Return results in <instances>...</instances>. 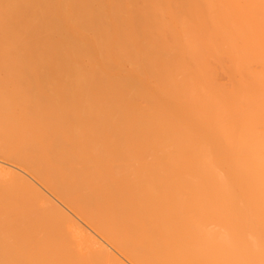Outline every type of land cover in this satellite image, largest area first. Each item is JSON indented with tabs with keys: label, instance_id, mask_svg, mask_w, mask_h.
<instances>
[{
	"label": "bare ground",
	"instance_id": "obj_1",
	"mask_svg": "<svg viewBox=\"0 0 264 264\" xmlns=\"http://www.w3.org/2000/svg\"><path fill=\"white\" fill-rule=\"evenodd\" d=\"M0 159L27 174L0 164V264H45L71 214L215 223L160 256L264 264V0H0Z\"/></svg>",
	"mask_w": 264,
	"mask_h": 264
},
{
	"label": "rangeland",
	"instance_id": "obj_2",
	"mask_svg": "<svg viewBox=\"0 0 264 264\" xmlns=\"http://www.w3.org/2000/svg\"><path fill=\"white\" fill-rule=\"evenodd\" d=\"M1 161H2V159H0V164L1 165L5 164L4 166L10 167L12 169H15L18 172H21V173H23L24 175L27 176V174L25 172H23L21 170V168H19L18 166L14 165V164L12 165L10 163L7 164V161H4V160L2 162ZM43 191L50 198H52L53 200L55 199L54 201H57V199L51 193H49L46 189L45 190L43 189ZM62 213L59 214V215L58 214H56V215L58 217H61V216L64 215ZM68 213L69 212H67V214ZM57 216H54V217L52 216V218H55ZM71 216L74 218V220H75V222H76V224L78 226L77 228H75V226L73 228H75L77 230H79L78 228H80V230H82V231L80 232V230H79V233H78L76 230H73L72 227H70V228L73 231L71 229L67 228V225L66 226H62L63 235L64 236L65 235L68 236V238H66L67 243L65 245H63L62 249H60L61 251H58V253L52 251V253L49 255L48 261L45 264H69L68 260L71 259V258H75V257H77L79 260H81L82 264H118V263H113V262L107 261L106 257L102 253V251H104L105 248L111 250L114 254H116V257L119 260L122 261L121 264H131L133 262H134L133 264H168V261H170V259H171V258L168 259L169 257H172V260L174 259V261L176 259L173 257L172 253L168 254V255L166 254L169 257L165 256L166 257L165 258V257H161V256H163V252L162 253L160 252L162 254L160 256V253H159L160 248H161L162 251L164 250V247H163V249L161 247L162 243H164L163 239H165V238L167 239V237L168 238L169 237H172V238L174 237L173 240H175V237H176L175 235H178V233L180 234V237H181L182 233L176 231L179 227H182V228H180L181 230L182 229H186V231H184V232L182 231L183 232L182 235H184V233H185V237L189 235L190 237L189 236L188 237L190 239H192L193 233H195L193 227H195L194 225H196V223H194V222L184 223V226H181L182 223L180 225H179V223H177L176 226L173 225V226H175V228H173V229L177 232V234L173 233L174 230H171V231L168 230V229H171L173 226L172 227L170 226L171 228L169 226H163V228L165 227L164 228V233H163V234H165V236H163L162 234L158 233V232H162L163 231L162 227H161L162 229H158L159 226L153 225V227H137L135 225V227H134V225L133 226L130 225L128 227L122 228L123 231L120 230L121 229L120 228L119 232L120 231H122V232H121V234L118 233L119 236H118L117 233H115L118 236V237H116L115 240L116 241H120V245H118L119 243L115 242V240L112 241V240H109L108 238H106L105 235H103L104 233H101L95 227L91 226L82 217L77 216V215L75 216L73 214H71ZM178 216H180V217L188 216L189 217V215H185V214L184 215L183 214L182 215H178ZM191 223H192V225H191ZM201 223H202V221H201ZM187 224H190V225H187ZM177 225H179V226H177ZM145 226H149V225H145ZM202 227L207 229V230H209V231H214V230L218 229L217 224H215V223H207L205 225L204 222L202 224H197L195 228L200 230V228H202ZM180 229H179V231H181ZM190 229L192 230L191 231L192 233L188 232V230H190ZM49 230H50L49 232H52V227L51 226H49ZM195 231H198V230H195ZM186 232H187V235H186ZM159 235H160V237H159ZM180 237L178 236V238H180ZM185 237L182 236L180 238V240H183L185 242L186 241ZM188 237H186V238H188ZM178 238H176V240H179ZM169 239H171V238H169ZM190 239L189 240L187 239L189 241V243H188L189 247L188 248H190V245H189L190 241H191ZM173 240L171 239V241L170 240L169 241L173 242ZM180 240H179V242H180ZM165 241H166V245H168L170 247V250L173 251L174 249L173 250L171 249V243L167 244V240H165ZM188 241H186V242H188ZM176 242H175V244H176ZM179 242L176 244V246H174L175 244L172 243L174 248L176 247L177 250L179 249L178 246H180ZM181 244L183 245L182 241H181ZM191 244L193 246V243H191ZM118 246H122V247H118ZM183 246H185V244ZM180 248L182 249V246H180ZM188 248L186 247L185 249H187V250L192 249L190 251H192L193 255H194L195 253H194L193 247L190 248V249H188ZM176 249H175V251H173L174 253L176 252ZM170 250L168 249V251H170ZM183 251L188 252V251L182 249V253H181V257L182 258L184 257L183 255H186V254H188L189 257L186 255V257H184L185 259L187 257L189 258V260H191L193 258V256L189 254V253L192 254V252L184 253ZM131 254L135 255V257L137 255H139L138 259L140 258L139 259L140 262L138 260L136 262L135 259H134L135 261L131 260V257H132ZM170 255H172V256H170ZM174 256L176 258L179 257L177 255V253ZM133 257H132V259H133ZM162 259H163V261H162ZM167 259H168V261H167ZM180 259H179V262H180ZM171 262H173V261H171ZM179 262H177V263H179ZM184 262L187 263V261H184ZM184 262H180V263L185 264ZM173 263L177 264L176 262H173ZM173 263H171V264H173Z\"/></svg>",
	"mask_w": 264,
	"mask_h": 264
}]
</instances>
